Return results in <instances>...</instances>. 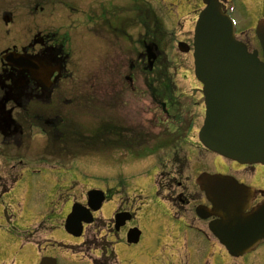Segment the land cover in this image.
Returning <instances> with one entry per match:
<instances>
[{
	"label": "rangeland",
	"instance_id": "rangeland-1",
	"mask_svg": "<svg viewBox=\"0 0 264 264\" xmlns=\"http://www.w3.org/2000/svg\"><path fill=\"white\" fill-rule=\"evenodd\" d=\"M99 1H118L120 5L128 2H96ZM147 1L162 9L158 15H164L165 26L172 29H166L168 41L162 39L160 48L165 62H169L168 66L172 68L178 95L187 103L184 107L186 115L181 119L193 129L187 133L191 142L185 148L186 154L182 153L190 163L183 172L177 171L167 155L172 146H161L153 155L149 151L154 142L150 140L143 149L135 148V152L153 155L141 160L125 152L126 149L115 147L112 140L105 150L73 155L67 152L70 145L57 144L55 148L47 136L38 134L39 129H36L32 139L22 145V170L18 168L17 171L24 173L20 183L0 198V264H37L41 256H53L57 264H93V260L100 257V253L94 250L101 244L107 247L106 244L111 243L118 264H245L246 259L232 260L209 235L207 223H198L195 216V208L205 201L195 184L198 175L202 172L221 175L234 172L229 161L207 154L198 144L197 133L204 121L203 98L200 91H194L196 88L184 85L186 75L194 80L193 57L191 53H179L177 45L179 42L192 44L194 24H189L188 31H183L182 26L188 25L199 8L200 0ZM6 2L8 0H0V7ZM232 4L236 7L233 14L240 30H253V24L245 20L247 12L243 3L234 0ZM23 18L28 19L26 16ZM139 18L141 41L145 35V22H142L141 16ZM248 34L252 38L250 49L259 51L253 31ZM21 35L23 39V25ZM103 41L107 55L102 57L104 54L100 51L102 48L98 39L89 38L83 43L84 56L74 58L79 70L72 88L76 89L75 99H80L79 102L74 100L75 114L81 120L90 117L91 127L94 128L99 119L107 123L108 119H116L118 124L123 120L129 126L137 124L139 134L159 135L157 119L160 108L152 105V98L145 87L143 65L141 62L138 64V73L133 79L134 88L130 90L125 78L132 74L129 70L130 56L118 55L117 42L110 35ZM126 47L128 45L123 44V49ZM141 50L139 46L138 51ZM87 100L90 102L87 103ZM47 146L49 151L44 148ZM250 175L242 173L239 177L264 192V170L254 180ZM176 186H181V189ZM10 187L12 183L0 186V192L2 188L7 191ZM89 190L103 191L110 197L95 215L94 223L86 227L84 241L81 242L92 244L85 246L81 245L80 239L67 234L64 223L73 202L85 204V193ZM158 192L163 199L176 202L182 195L192 203L189 207L179 205L177 213L182 217H178L170 203L158 197ZM122 211H132L134 218L116 234L114 215ZM131 228H137L142 233L138 245L126 243V235ZM17 250H22L24 257L19 263L15 262L14 256ZM108 263L113 264L111 260Z\"/></svg>",
	"mask_w": 264,
	"mask_h": 264
},
{
	"label": "flooded vegetation",
	"instance_id": "flooded-vegetation-1",
	"mask_svg": "<svg viewBox=\"0 0 264 264\" xmlns=\"http://www.w3.org/2000/svg\"><path fill=\"white\" fill-rule=\"evenodd\" d=\"M244 5L252 21L264 18V0H247ZM143 15L153 23L149 10ZM23 16L32 20L25 24L22 39ZM138 24L139 8L134 5L127 8L101 1L18 0L0 7V186L22 179L17 173L18 168L22 170V145L32 139L36 129L54 141L67 139L68 152L73 154L89 149L85 143L91 137L85 134H107L103 124L100 130L92 131L89 120L75 114L73 103L80 99H75L76 89L72 88L79 70L74 58L84 56L86 39H98L102 47L110 35L115 42L129 44V68L135 73L139 59L146 62L138 52ZM245 40L250 43L248 37ZM22 56L33 67L22 68ZM251 169V178L262 171L257 166L235 165L232 174L248 175ZM1 192L5 196L4 188ZM257 248L245 264H264V243Z\"/></svg>",
	"mask_w": 264,
	"mask_h": 264
},
{
	"label": "water",
	"instance_id": "water-1",
	"mask_svg": "<svg viewBox=\"0 0 264 264\" xmlns=\"http://www.w3.org/2000/svg\"><path fill=\"white\" fill-rule=\"evenodd\" d=\"M203 1L207 8L196 25L193 56L196 77L204 84L207 107L200 139L206 148L228 159L264 165V64L258 60V54H247L243 44L235 41L218 0ZM256 33L264 51V21ZM179 46L181 51H189L184 44ZM197 182L212 204L210 210L197 208L199 219L216 218L209 230L231 256L239 258L253 251L264 240V203L247 212L254 190L225 176L203 174ZM88 196L90 210L98 211L104 201L102 193L93 191ZM90 210L76 205L68 216L67 232L80 237L83 223L93 222ZM130 219L127 214L117 215V230ZM139 237V231H131L129 243H137ZM40 264L56 261L43 258Z\"/></svg>",
	"mask_w": 264,
	"mask_h": 264
},
{
	"label": "trees",
	"instance_id": "trees-1",
	"mask_svg": "<svg viewBox=\"0 0 264 264\" xmlns=\"http://www.w3.org/2000/svg\"><path fill=\"white\" fill-rule=\"evenodd\" d=\"M95 264H103V263H101V262L99 263V262L97 261V262H95Z\"/></svg>",
	"mask_w": 264,
	"mask_h": 264
}]
</instances>
